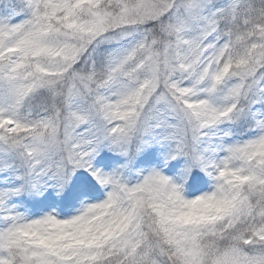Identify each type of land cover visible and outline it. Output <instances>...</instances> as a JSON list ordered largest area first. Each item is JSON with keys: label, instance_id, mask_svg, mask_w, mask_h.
<instances>
[{"label": "snow or ice", "instance_id": "1", "mask_svg": "<svg viewBox=\"0 0 264 264\" xmlns=\"http://www.w3.org/2000/svg\"><path fill=\"white\" fill-rule=\"evenodd\" d=\"M0 264H264V0H0Z\"/></svg>", "mask_w": 264, "mask_h": 264}]
</instances>
